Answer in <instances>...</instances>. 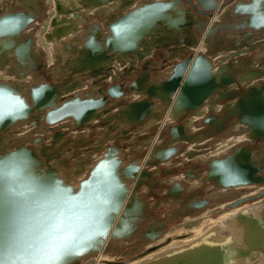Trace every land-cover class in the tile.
Listing matches in <instances>:
<instances>
[{
	"label": "water",
	"instance_id": "1",
	"mask_svg": "<svg viewBox=\"0 0 264 264\" xmlns=\"http://www.w3.org/2000/svg\"><path fill=\"white\" fill-rule=\"evenodd\" d=\"M195 2L196 4L188 0V4H185L183 0H149L131 11L124 12V15L114 22L110 21L106 25L105 33L98 37V42L94 41V35L91 33L90 38L82 45L83 50L75 55L71 78L86 76L88 80H93L94 91H81L85 84L68 86L70 76L66 85L43 82L22 93L0 84V138L4 134L0 141L3 143L7 141V145L0 148V191L6 194L13 190L29 188L40 191L43 194L41 205L62 210L61 230L64 234H71L70 246L66 253L58 260L50 259L46 229L40 228L35 220L22 222L9 205L8 212L0 220L2 229L0 264L83 263L101 252L106 239L110 238L116 242L128 238L129 229L141 221L140 217L144 215L145 208H148L146 202L136 195L127 196L131 190L128 189V185L132 182L134 186H141L143 178L146 182L150 180L147 179L150 176L146 169L135 157L131 156L123 162L124 157L119 155V147L110 144L91 166L81 167L80 171L69 176L67 173L69 171L62 170V167H65V158L58 163L51 162L49 149L43 143L45 140L43 137L33 139L34 144L40 145L38 149L34 145H26L24 141L19 143L15 134L17 132L22 134L26 125L19 128L16 133L11 129L22 122L33 118L36 121L33 122V127L41 125L48 131H54V127L60 126V130H55L53 135L52 143L55 144L62 133V126H65L68 120L72 129H78L101 119L102 115L113 110L116 118L112 119L130 125L134 123L133 126H136L135 123L138 124L147 115L154 116L161 106L165 108L171 106L169 117L182 121L183 118L195 113L200 118L205 114L203 107L207 101L214 98L218 102L233 100L222 108L223 117L235 118L237 123L246 126L247 139L254 143L260 139L264 144V70L254 73L252 78L249 75L241 76L238 87L234 76L226 75V68L220 66L214 68L210 59L202 54L185 56L184 53L177 62L174 61L175 55L169 56L171 63L174 62L175 65L171 67L166 80L161 83L146 87L145 82L151 77L150 73H140V76L131 81V74L134 72L128 71H124L122 79L129 83L121 84L119 82L121 80L116 81L117 79L110 82L113 79L109 78L110 70L117 69L118 66L141 64L142 69H145V66L150 64L155 50L168 45L161 43L167 40L164 36L170 37L167 42L172 41L189 48L197 45V37L204 31L203 43L206 46L209 36L215 34L218 27L216 23L209 25L208 18L216 11L220 12L221 5L219 0ZM126 6L128 5L125 4L124 7ZM222 6L225 7L224 4ZM229 11L228 14L235 20L232 27L237 31H246L240 35L244 40L243 45L237 44L232 48L236 51L242 50L237 52L235 57L264 49L262 44L264 39L257 45H253L252 42L255 34L264 35V0H250L246 5L236 3ZM179 19L182 24L174 26ZM35 21L32 12L29 11L27 14L22 12L7 15L4 23L0 25V35L18 37ZM225 27L226 25H222L223 29ZM60 29L62 28H58L57 31ZM71 30L73 33L78 31L74 27L61 31L68 34ZM141 41L144 43L141 44ZM28 45L29 43L23 50L21 47L14 50V55L23 66L33 68L35 64L29 59ZM238 47L240 49H237ZM5 49L9 51V47ZM241 65H234L231 69L232 74ZM249 79H252V82H247ZM233 84L243 90L241 94L238 93V89L232 87ZM75 89L80 90L81 94L75 93ZM127 89L129 93L141 94L147 98L135 99V102L118 111L117 105L123 100ZM150 99H156L161 105L156 106ZM210 120H213V117L204 120L205 124ZM221 124L222 121L216 123V129H219ZM165 129H168L172 145H166L170 147H164L161 151H156V146L147 149L145 166H158V163L162 164L172 159L179 150L177 144L174 145L172 141L176 142L185 133L183 124L176 127L167 126ZM191 140L187 138L182 141L188 144ZM251 153L250 147H238L224 159H214L207 165L206 181L228 190L247 184H264V170L260 167L262 156L254 155L258 164L255 166L254 161L249 160ZM76 154L72 152V155L77 157ZM153 158L155 161H152ZM256 172H259L260 176L257 177ZM147 183L152 186L151 181ZM172 187L176 191L174 190L175 193L171 191L169 196L177 198L181 187L176 182ZM242 201L237 202V205ZM202 203L206 204V201ZM158 205L156 203L152 209L156 210ZM159 226L165 227L166 224L162 222ZM151 239L155 241L154 238ZM130 253H135V250L125 255Z\"/></svg>",
	"mask_w": 264,
	"mask_h": 264
},
{
	"label": "rangeland",
	"instance_id": "2",
	"mask_svg": "<svg viewBox=\"0 0 264 264\" xmlns=\"http://www.w3.org/2000/svg\"><path fill=\"white\" fill-rule=\"evenodd\" d=\"M42 1L45 3V9L44 10H47V12L44 11V10H43L44 12H40V9H37L36 10L37 7H35V9L30 8V6L32 5L33 2L31 3L30 6H28V4H30V3L25 4V2H24V4H23V6H25V10L28 7V8L31 9V11H33V15H38V18L35 21V23H38L39 27L42 26L43 19H47V18L49 19V17L51 16V14L48 12L49 9L50 10H53L52 13L53 14L55 13V16H61V13L57 11V6L55 5V3H56L55 0H42ZM59 1H61V0H59ZM147 1H149V0H142V1L141 0H118L117 2H113L112 3L114 5V8H110L112 4L107 3V4H104V9H102V10H109V11L112 10V11H114L116 8H118L119 11H122V10H120V8L122 7V9H125L124 12L126 13L128 11L133 10L135 7H139L140 5L144 4ZM156 1H167V0H156ZM191 1L194 4H196L195 0H191ZM223 1L224 0H219V2L221 4L220 11H221L222 18L225 16L224 14L230 13V11L228 9V6L233 5V3L237 2V0H225L224 2ZM6 2H9V0H5V1L4 0H0V3H3L2 6L0 4V10L3 9V5H6ZM48 3L50 5L49 8H48V5H47ZM60 3H62V2H60ZM183 3L188 4V0H183ZM125 4H127L128 6L124 7ZM223 4H224L225 7L222 6ZM54 5H55V7H54ZM127 7H129V8H127ZM224 11H226L227 13L224 12ZM40 13H42V14H40ZM76 13H77V16H78V14L80 16V12L74 11V13H72V14H76ZM96 13H99V10L96 11L95 13H93V14H90V15L87 14V15H85L86 18H84V20L87 23L85 21H83V23L85 22V25H86V24H89V23L93 22V21H91L92 19H98L99 21L103 22L104 28H105L104 32H105L106 31V25L110 22V17L108 16L110 14V12L108 14H105V15L104 14L103 15H98ZM39 14L40 15H43L44 14L46 16L43 17V16H40ZM214 15H215V13H213V16L212 17L208 18L209 19L207 21L208 24H210V22H211L212 18L214 17ZM230 18H232L231 15H230ZM216 24H218V27L216 28V33L217 32L218 33L217 34L215 33L216 35L213 34V35H210L209 36L208 44H210V38L212 36L215 37L217 40H223V39L226 38L225 32L228 29L227 28H224V29L222 28V20L220 21V23L217 22ZM224 25H226V24H224ZM29 28L27 27L26 30H29ZM41 29H43V26H42ZM52 29H53L52 25L49 26V29L47 30L48 32H46L45 34L43 33L42 34V38H44L45 42H47V43L49 42V43L53 44V42H55L56 45H58V43H61L62 42L61 40L59 42H57L55 39H52V38L49 37V33H50V31ZM26 30H25V32H26ZM89 30L90 31H89V34L88 35H90L91 33L94 32L93 31V27H90ZM36 31L37 30H34V33L33 34H35ZM149 31H151V30H149ZM164 37L167 40L170 38V37H167V36H164ZM0 38L3 39V38H7V37H0ZM203 38H204V31L201 32V35H199L197 37V45L199 44L200 41H203ZM167 40H164L165 42H161V43L163 45L164 44H168V45L166 47H161L160 46L159 48H157L155 50L153 56L150 59L151 64L149 65V67H150L151 70L149 71V73L151 74V77H149V79L146 81V82L149 81V83L146 84V87H148L149 85H154L156 83H161L163 80H165V78L167 77V74L170 72L171 67H173L175 65L174 62H173V64L171 63L172 61L169 58L170 55H174L175 53H179L180 55H184L182 52H180L179 50H177L178 47H182V46H180L179 44H176V43L167 42ZM16 42H17V40H16ZM208 44H206V46H205V48H207V49L202 53L203 56L207 55V53L210 52V49L208 48ZM262 44H264V43H262ZM194 48L196 49V45L194 47L191 46L189 48L188 47L184 48V50L188 49L187 52L185 53V56L186 55H192L193 52H194ZM232 48L227 51V53L228 52H230V53L226 54L225 57H224V58H228L227 59V62L224 63V64H226V66H229V69L230 70L232 69V67L235 64H244L245 65V63L248 62L249 65H253L254 62H256L257 60L258 61L260 60V58L257 57V56H255V55H256L257 51H259L261 49L256 50V51H253L250 54L237 55L235 57V54L237 52L242 51V50H237L236 51V50H234ZM9 49L14 50V47L13 46L12 47L10 46ZM237 49H240V47H238ZM47 54L48 53L44 50V57H43L44 59L42 60V64H41V66L43 65V67H45L46 64L50 63L49 60H48V58H49L48 56L49 55H47ZM180 55L178 56V55L175 54L176 58H175L174 61H176V62L179 61L182 58V57L180 58ZM220 57H222V56H220ZM54 58H56V57H54ZM246 59H249L250 61L249 60H246ZM261 59H262V57H261ZM216 61H217L216 59H215V61H213V63H215L214 64V68H217V67H219V65H221L220 62H219V65H218V63H217L218 61L217 62ZM59 62H60L59 63V68L55 72H54V70L53 71L52 70H49V73L46 74V75H48V78L47 77L46 78L41 77V80H42L41 82L49 83V84H57V85H61V86L67 84V82H68V76H66L65 74H67V73L69 74L70 73L69 75H71V71H65L64 70L65 71V74H64V71H61L62 68H63L62 63H61V61H59ZM38 66L39 65H36L33 68H30V66L29 67L23 66L24 69L27 68V69L24 70L26 74L24 73L23 77L28 76V75L30 76V74H29L30 71H33L34 70L33 71L34 74H35L36 71L37 72L40 71V67L41 66H39V68H38ZM129 67H133V68H129ZM221 67L222 66H220V68ZM120 68H122V69H120V73H122L120 76L119 75H115L116 77H114V75L112 74V72L114 70H116V68H114V69H111L110 70V73H109L110 76H109V78L112 77V78H114V80L117 79L116 81H119V77H120V79H122L123 78V75L125 74V72L128 71V72H134V73L131 74V78L130 79H132V77L134 78V76L135 77L140 76V73H142L144 71L142 69L143 66L140 65V64H137L135 66H130V65H126L125 64L124 67H121L120 66ZM136 68H138V69L136 70ZM3 70L4 69L2 68V66H0V71H3ZM129 70H131V71H129ZM242 70H244V69H242V68L239 67V69L235 70L234 74L231 73V77L234 76L235 81L237 83L240 82L239 81L241 79V74L240 73H241ZM161 72L167 73L165 76H162L164 79H160L161 78L160 77V75H161L160 73ZM115 73L117 74L116 71H115ZM254 73H260V71H256ZM35 76H36V74H35ZM54 78H56V79H54ZM62 78H63V80H62ZM69 78L71 80L75 81L74 78L73 79L71 78V76ZM18 79L20 81L19 80H16V84L18 86L19 85H22V91H21V93L22 92H25V91L27 92L29 90L30 85H27L26 86V84H24V79L22 77H19ZM30 79L32 80V77ZM64 79H65V83H64ZM76 79L78 81V83H77L78 85L79 84H85V88L83 90H81V91H88V90L94 91L93 90L94 89V87H93L94 86L93 85V80H91V79L88 80L86 76L85 77L81 76L79 78L77 77ZM8 80H10V79H8ZM71 80H69V81H71ZM33 81L34 80L31 81V84L33 83ZM111 81L112 80H110V82ZM131 81H133V80H131ZM0 82H1V80H0ZM119 82L121 84L129 83V82H125L124 80H121ZM235 86L236 87H234V89H236V90L238 89V93L241 94L243 90L240 89V88H238L239 87V83H238V87H237V85H235ZM79 91L80 90H78V89H75L74 90L75 93L81 94ZM239 94L236 97H239ZM140 96L141 97H138V95L137 96L136 95L134 96L132 93H129V91L127 89V91H126V93L124 95L123 100H121V102L117 105L118 111L121 110L122 107L128 106L129 103H131V102H135L136 100H139L141 98H147L145 96H142L141 94H140ZM224 102L225 101H223V102L220 101L217 104L222 105ZM212 103H215V102H212ZM155 105L156 106H159L157 104V101L155 102ZM113 113H114V111L111 110V112H109L108 114L102 115L103 117L101 119L92 121L90 124L85 125L83 127H79L78 129H72L71 126H70L71 123H68L65 126H62L63 127V130H61L62 133L60 132L61 135L57 138L55 144L52 143L53 135H54L55 130H60L59 129L60 126L54 127V129H53L54 131H48V130H46V128L42 127L41 125H39L37 127H33V125H32L33 122H36L35 120H33V118L32 119H29L28 121H26L24 123L23 122L21 123V125L22 124H25L26 125V126L24 125L25 127H23V133L22 134H19V132H17V130L19 129L18 126H20V124H18L17 127L11 129V131L17 129L16 130L17 133L15 131H14V133H16L15 135L18 136L17 139H19V143H22L24 141L26 143V145H34V146H36L37 149L40 147V145L34 144L33 143V139L38 138V137H40V138L43 137L45 139L43 141V143L49 149L48 150V153L50 154V157H51L50 160H51V162L58 163L59 161H63V159L65 158V167H62V170H65V171L66 170L69 171L68 169H70V167L73 164L75 166L79 167V169L81 167L82 168H86L88 166H91V164L96 159H99L101 157V155L105 151V148L107 147V145H110V144L111 145L114 144V145H117L119 147V150H120V154L119 155L124 157L123 158V162L127 161L131 156H133V157H135L139 161V164H142V159L146 156L147 149H150V147H149L150 146V143L152 142L153 137L158 132L157 125L159 124V122H160L161 119L160 118L159 119L157 118L154 121V123H152L153 126L152 125L149 126V128L147 130V132L150 131V135H149V138L150 139H148L149 141H147V143L149 144V146L146 145V147L148 146V148H144L143 147V148H141L139 150H137V149L136 150H130L128 148L130 146H132V144L131 143H129V144L128 143H125L124 141L130 140L129 138H131V137H135V132H136L135 129H136V127L142 126L144 123L143 122H140L138 124H135L136 126H133L134 124L130 125L128 123L127 124L126 123H121L120 121H117L116 119H109L108 117L114 115ZM161 113H162V110L161 111L159 110V116H161ZM209 114H215L216 116H218L220 118L223 117V113L221 112V108L219 109V111H212V110H210V111H208V114L207 115H209ZM207 115L206 116H202L201 119L198 120V126L195 127V128L198 129V130H200L199 133L206 134L204 137H202L201 139H199V142L200 141H204V140H210V141L207 142V143H202L201 146H199V147H201V149L199 151H197L198 152L197 154L195 152L194 155L192 156V158H187L186 155H184L183 158L185 159V161H183L182 159L177 160V162H176L177 164L176 165H178V164H180V165L175 166V169L173 170V173H171V174L168 173V175H167V173H165L166 174L165 175L164 172H161L160 174L158 173L159 170H162L163 169V168H161L163 166L156 167V166L147 165V167L145 168L146 171H148L151 174L150 178H147V179H151V180L152 179H157V180L158 179H161V181H163V184H161V182L158 180V183H160L161 185L159 187H152V186H148V183L145 182L144 184L148 187V189H147L148 191H146L145 186H144V188H145L146 193H143V192H141L139 190L137 191V194L136 195L137 196H140L141 197L140 199H143L144 198V200L148 202V205L151 208L150 210H149V208H147V209L145 208V212H148V214L145 216V220L142 219L140 221V223L138 222V224L140 225V230H142L145 226H148L149 224H152L153 222H154V224L155 223H162L163 222V223L166 224V226L164 228V231L162 232L163 233L162 236H160L157 240L151 241V242H147V241H144L143 240L141 243H143L144 245L142 247H139V249L138 250H135V253H133V255L134 254H139V255H137L135 257L133 255L132 256H126V257H124L122 253L117 254L116 252L119 251V248L118 249H115V250H112V249L107 250L108 252L106 251L105 254H108V255H110V257H113L116 262H119L120 264H126V263H128V261H131L133 259H137L142 254L145 255V254L151 253L155 249L154 246L156 245L157 241L161 240L163 238V236L169 235L170 233H172V231L178 230L179 228H181L184 225V222H185L186 219H191V220L198 219V218H200V216H201V218L204 219V218H206V217H204L206 215L207 216H210L212 218H216V217H218L217 214H219L218 213L219 211L212 212L213 210L217 209V208H214V207H218L219 206L220 208L222 207V209H223V207H224L223 205H226L228 202H230V201H227L224 198L223 195H221L219 199L215 200V197L216 196L213 195L215 192H213L214 190H212L214 183L211 182V181H205V180L201 181V179H203V178L201 177L200 174H203L204 168H206V170L208 171V169H207L208 162H205V159H203L204 161L202 162V159H200L201 155L203 156L206 153L208 154L210 152V150L212 149V147L214 146V144L219 139H226V138H229L230 137V136L228 137L229 134L219 133L220 131H218V135L217 136L210 135L209 133L211 132V129L213 127H216V126L215 125L214 126L213 125H207V124L204 123V120L210 119V117L207 116ZM189 118L190 117L183 118L186 121L188 120V124L187 125H190ZM232 119L235 120V118H232ZM68 121H70V120H68ZM227 121L229 122L231 120L228 119ZM182 123H184V122H182ZM227 124H228L227 122L224 123V125H227ZM184 125H185V123H184ZM230 126H232V125H230ZM139 129H140V127H139ZM36 130H44L45 132L44 133H41V132H39V133L38 132L29 133V131H36ZM164 130H165V134L166 133L169 134L168 129H164ZM72 131L73 132H78V133L74 135V134H72L73 133ZM222 131H224V129ZM244 131H246V128H245ZM27 132L29 134L25 135ZM114 132H117V133H120L121 132V133H124L125 135L128 134V137H126L125 139H120V140H117L115 142L114 141L112 142L111 139H112V134L114 136ZM199 133H197V134H199ZM239 134H242V133H239ZM23 135H25V136H23ZM96 135H98V137ZM3 136H4V134H3ZM3 136L0 138V140L3 138ZM92 136H94V137L96 136L95 139L97 141L95 143H92L93 141H88L86 139V138L92 137ZM232 136H235V135H232ZM213 138H214V140H212ZM92 139H93V137H92ZM256 141H258V142H256V143H254V142L253 143L242 142L241 143L242 146H236L235 148L243 147V145H245V147H250L252 149V153L253 154L259 155V156L262 155L261 160H260V163H261L260 164V167L264 170V153H263L262 150H260L261 148H259V147H264V146H259V144H261L260 140H256ZM133 142H135V140H133ZM195 142H197V140H195ZM199 142H197V144H199ZM1 143H3V141H0V148H2L3 146L5 147L7 145V141H5L3 144H1ZM105 143H106V145L104 147H102V144H105ZM78 144H81V145H84L85 146V149L84 150H86V151L80 149L82 151V154L84 156V159L80 160L79 162L78 161L77 162L76 161H74V162L72 161V163H71V159H74V158L79 157V156L76 157V156H73L72 155V152L77 153L76 152L77 149L74 150L73 147L74 146H77ZM92 144H94L95 147H93ZM178 145L179 144H177V146ZM96 146L97 147L100 146L99 151H97L95 149ZM187 147H188V145L185 144L184 142L180 143V148L177 151L176 155L179 152H181V150L186 149ZM57 152H59V154H56ZM232 153L233 152L227 153L223 158H225L228 154H232ZM57 155H59V156H57ZM223 158H218V159H223ZM200 160H201V162H200ZM152 161H155V159L153 158ZM181 164L185 165V169L188 166L193 165V168L196 169V171L198 172V175L195 176V177H193V178H191V180H190L191 182L189 181V183H186V182L182 181L181 183L183 184V188L181 189L180 193L178 194L179 196L177 198H171V196H169L168 191L170 190V188L172 187V185L175 182L179 184V181L176 180L173 183H167V180H169L170 178H173V177L176 178V176L181 175L180 172H178V170L181 169V167H182ZM154 167H156V168H154ZM190 167L192 169V166H190ZM150 169L155 170L157 172V174L156 175H153L154 172L151 171ZM184 172H186L185 174H187L188 170H185ZM67 173H68L69 176H72L73 173H74V171L67 172ZM185 178H189V177H186L185 176ZM183 180H185V179H183ZM198 180H200V182H198ZM199 183H201L200 186H198ZM156 184H157V182H156ZM192 185H194V186H192ZM207 188H208V190H207ZM163 189L164 190L166 189V192H165L166 193V197L168 199H171L173 202L170 205L165 206L163 209H158L157 208L156 210H154V209H152V207L155 206V204H156V202L158 200L160 202V199L163 197L160 194V192H162ZM158 190H160V192ZM240 191H243L244 192L245 190H244V188H241ZM238 196H240V195H238ZM260 198H264V193L262 195H259L258 198H255V199H252V200H245L243 203H241L240 205H237L235 207H239V206H241V205H243L245 203L251 204V203H253L254 201H256V200H258ZM202 201H206L207 204L202 203ZM190 202H195V203H199V204L202 203L203 205L202 204L201 205L203 207H200L199 209H193L189 205ZM172 211H175L173 213H177L176 214L177 217L175 218V220H172V217L169 216L170 215V212H172ZM136 232L138 234H140V231L138 229L136 230ZM132 240H133V243L136 240H138L137 236L136 235H132L131 236V241ZM113 244H111V245H113ZM152 248H154V249H152ZM126 254H127V252H126ZM171 254H173V252L170 253V254H168V255H171ZM130 255H131V253H130ZM95 258H96V255L93 256V257H91V258H89L83 264H94V259Z\"/></svg>",
	"mask_w": 264,
	"mask_h": 264
},
{
	"label": "bare ground",
	"instance_id": "3",
	"mask_svg": "<svg viewBox=\"0 0 264 264\" xmlns=\"http://www.w3.org/2000/svg\"><path fill=\"white\" fill-rule=\"evenodd\" d=\"M28 1L30 3L33 2V0H25L24 1L25 4H28ZM87 1L88 0H69V3L67 5L65 4L66 6L62 5L63 3H61V7L69 8V9L65 8L66 10H68V12L67 11L66 12L60 11L61 16H55V13L54 14L52 13L53 10L49 9L51 11L50 12L51 16L49 17L50 20L48 19V21L43 25V29H41V31H40L41 34H39V35H41L40 36V38H41L40 42L42 43V47L44 48V50L47 53L49 52L48 53L49 62H51V60H52V55H51L50 51H53V47H52L51 43L45 42L44 38H42V34L43 33L45 34L46 32H48L47 30L49 29V26L52 25L53 29L50 31L49 37L52 39H55L57 42H59L60 40L62 41L63 38H65L67 36V34H65V32L61 31L63 28L58 30V31H57V29L61 28L58 26H63V24L65 23V21H66L65 16H68L69 14L71 15L72 13H74V11H78L81 13L84 12L86 15L88 12L90 14H93L98 10L104 9V4H107L105 2L104 3L102 2V4L100 2H98L96 4H89L90 3L89 1H88L89 5H83L82 4V2H87ZM65 2H67V1L65 0ZM0 4L2 5L3 3H0ZM7 5H8V2H6V5H4V6L6 7ZM55 5H56V3H55ZM55 5H54V7H55ZM219 5H221L220 2H219ZM110 8H114V5L112 4ZM220 9H221V7H220ZM226 11H224V12H226ZM76 15H77V13H76ZM78 18L80 19L79 14H78ZM67 19H68V17H67ZM222 19L223 18L221 16V11L220 12L216 11V13H215L214 17L212 18L210 24H212V23L215 24L217 22L220 23V21ZM83 21H85V20H83ZM181 24H182V21L179 19V20H177V22L174 26L178 27ZM76 26H77V24H76ZM55 31H57V32H55ZM78 31L80 32L81 28H79ZM15 40H16L15 37L7 36V40L5 42L6 47H10V46L12 47L14 45V43H16ZM67 40H68V37H67ZM139 43H140V41H139ZM143 43L144 42L141 41V44H143ZM170 43H174V42H170ZM139 46H141V45L139 44ZM184 48H186V47H184V46L178 47L177 50L183 51ZM204 48H205V46H204L203 41H200L199 44L196 45V49L194 48V52H193L192 56H195L196 54H202L207 49V48H205V49ZM182 53L184 54L186 52H182ZM175 54L178 56L180 55L179 53H175ZM54 57L55 56H53V59H54ZM181 57H183V55H180V58ZM149 62L151 64V61H149ZM49 65H50V63H49ZM149 65L145 66V69H143L144 71L142 70L143 71L142 73H144V74L149 73V71L151 70ZM38 68H39V66H38ZM120 69H122V68H120V66H118L117 69L112 72L114 77H116L115 75L120 76L122 74V73H120ZM64 70L65 69H63L61 71H64ZM115 71L117 72V74L115 73ZM64 74H65V71H64ZM69 74L67 73L65 75L71 76ZM160 74H161L160 79H164L162 76H165L167 73L161 72ZM168 75H169V73L167 74V76ZM5 77H6V79H5ZM7 77H10V76L6 75V74H0L1 79L8 80ZM31 77L30 76L28 78H27V76L22 77L24 79V84H26V86L31 82V79H30ZM166 78H165V80H166ZM62 80H63V78H62ZM74 80L76 83H78V81L75 77H74ZM113 80H114V78L112 79L111 82H113ZM165 80H163V81H165ZM247 82H252V79H249ZM232 87L234 88L236 86L233 84ZM215 97H217V96H215ZM235 99L237 100V97ZM151 101H154V103H155L157 100L153 99ZM212 102H215L216 104L212 103ZM227 102L231 103V102H233V100L227 101ZM227 102L225 101L222 105H220V104H217L218 101L214 100V98L211 101L208 100L207 104L203 107L205 115H202V116H206L208 114V111H210V110L219 111V109L221 108V111H222V108L226 104H228ZM157 104L159 106L161 105V103L159 101ZM161 110H162V112H165V113H162L161 116H159V110H158L154 116H152L151 114L147 115L145 119L140 121V122H145L146 128L144 130L147 131L149 126L152 125V123H154V121L157 118L161 119L159 124L157 125L158 132L153 137L152 142L150 143V146L147 143V141L141 140L140 144L142 143L143 147L148 145L150 147V149L153 148L154 146H156L157 148H160V146L162 147L164 144L166 146L170 142L167 139L162 145L157 146L158 143L160 144V142H162V140H161L162 138H168V136H169L168 133L165 134L164 129L167 126H170V127L174 126V125H172L171 122L176 121V119L172 120L169 117L170 111H171V106H169L167 108L161 106L160 111ZM113 117L116 118L115 114L112 116H109L108 118L112 119ZM187 117H190L189 123L192 126V128L196 129L195 127L198 126V120H200L201 117L200 118L197 117L196 113L191 114L190 116H187ZM228 119H230L231 121L233 120L232 118H228ZM228 119L222 117L221 118L222 125H224V123H226V122L228 123V121H227ZM182 120H184V119H182ZM184 123L188 124V120L187 121L184 120ZM236 123H237V121H236ZM131 124H134V123H131ZM24 125L25 124H22V125L18 126V128H21ZM207 125H210V122L207 123ZM238 125H236V126H238ZM139 127L141 128V126H138L135 129V131L137 132V133L135 132V138H138L140 140L142 135H139V134H141ZM216 128L217 127H213L209 134L212 136H214V135L217 136L218 131L220 130V132H221L223 130V129H221V127L219 129H216ZM16 130H15V132H16ZM32 132L44 133L45 131L44 130L29 131V133H32ZM245 132L246 131H244L242 134H238L235 136L231 135L229 138H226V139H219L214 144V146L212 147L210 152L208 154L207 153L204 154L203 156L201 155L200 159H202V162L204 161L203 159H205V162H208L210 164L214 159L223 158L227 153L233 152L234 149H237V148H235L236 146H242L241 145L242 142L253 143L254 141L246 138V136L244 135ZM29 133L27 132L25 135H27ZM25 135H23V136H25ZM15 137L18 138L17 135H15ZM190 139H194V141L189 142L193 146H191L192 148H188V150L186 149V153H189L190 155L191 154L194 155V152H196V154H197L198 153L197 151H199L201 149V147H199L200 144H197V142H195V139H196L195 137H193V138L191 137ZM212 140H214V138ZM258 140H260V139H258ZM260 142H261V144H259V146H264V144H262L261 140H260ZM243 147H245V145H243ZM245 148H248V147H245ZM259 148H261L260 150H262L264 153V147H259ZM189 154H187V155H189ZM187 155H186V157H187ZM146 159H147V155L142 159L141 166L143 168L147 167V165L145 166ZM200 162H201V160H200ZM162 165H164V164H162ZM162 165L158 163V166H156V167H161ZM156 167H154V168H156ZM150 170L153 171L152 169H150ZM146 172L149 173L148 171H146ZM153 172L157 173L156 171H153ZM196 175L197 174L193 173V176H191V177H195ZM200 175H202V174H200ZM81 176H82V174H81ZM79 178H81V177H79ZM152 180H155V179H152ZM152 180L151 179L147 180V182L151 181L152 187H154L155 182H153ZM184 181H186V180H184ZM142 182L144 184V182H146V179L143 178ZM200 184L201 183H199L198 186H200ZM144 186L146 188V191H148L147 190L148 187L145 184H144ZM144 186L141 188L143 190L141 192L145 193L146 191H145ZM192 186H194V185H192ZM215 187L216 186L214 185L213 188L216 191H213V192H216V193H214L213 195L216 197L224 195V194H226L227 197H230V195L234 194L233 192H236L235 190L239 189V188L240 189L244 188L245 191L244 192L239 191V193L242 196L240 198H237L238 199V200L236 199L237 201L234 200V203H233V201H230L226 205H223L224 206L223 208H225L223 211H222V207L220 208L218 206L217 211H221L219 214H217L218 217L212 218V217L206 215V216H204V217H206L204 219L201 218V216L198 219H193V220L186 219L184 222V225L181 228H179L178 230L172 231V233H170L169 235L163 236V238L161 240L157 241V243L155 242L156 243V245L154 246L155 249L152 248L154 250L151 253L145 254L143 256L138 257L137 259H133L131 261H128V263H126V262L125 263L126 264H264V198H260L251 204L245 203L239 207H232V205L235 206V204L239 201L243 200L242 202H244L245 200H252V199L258 198V196L261 195L262 192H264V184H249V185L247 184L246 186H241V187H237V188H230L229 190L224 189V188H219V187L215 188ZM128 189H131L127 193L128 197H130V195L137 194V191L139 190V189L135 188L133 183H131V186H130V188L128 187ZM207 190H208V188H207ZM229 192H230V194H228ZM141 200L145 201L144 198ZM145 202H146L148 208L151 209L150 206L148 205V202L147 201H145ZM168 202L172 203L173 201L171 199H169ZM240 204H238V205H240ZM215 208H217V207H215ZM173 212H175V211H173ZM175 218H172V220H175ZM136 225H138V224H136ZM113 243L114 242H112L110 240V238L106 239V241L103 244V248H102L101 252L99 254H97L96 258L94 259V264H120L119 262H116L113 257H110V255H108V254H105V252L107 250L111 249V246H112L111 244H113ZM122 243L123 242H121V244H120V242L114 243V244H118L119 247H114L112 249L115 250V249L120 248V245H122ZM172 252H173V254L168 255ZM175 260L178 262H175Z\"/></svg>",
	"mask_w": 264,
	"mask_h": 264
},
{
	"label": "crops",
	"instance_id": "4",
	"mask_svg": "<svg viewBox=\"0 0 264 264\" xmlns=\"http://www.w3.org/2000/svg\"><path fill=\"white\" fill-rule=\"evenodd\" d=\"M62 1H63V5H65V4L67 5L69 3V0H66L67 2H65V0H62ZM249 1L250 0H237V2L233 3V5H235L236 3L237 4L246 5V4H248ZM47 5H48V8H49V4H47ZM233 5L228 6V9L230 10ZM65 8H67V7H65ZM65 8L62 7V10L65 11V12L66 11L68 12V10H66ZM127 8H129V7H127ZM8 9H9V2H8V5L6 7L3 5V9L0 10V13L7 12ZM37 9L38 8H36V10ZM67 9H69V8H67ZM120 10H122V11H119L118 8H116L114 11H112V10H110V11L109 10H99V13H96V14H98V15H103L104 14L105 15V14H108L110 12V14L108 16L110 17V21L111 22H114L115 20L118 19V17H120L121 15H124V10L125 9H122V7H121ZM46 12H47V10H46ZM48 12L50 13L51 11L48 10ZM76 12H78V11H76ZM87 14L90 15V13H87ZM85 15L86 14L84 12H82V13L80 12V19H78V18H74V14H72V15L69 14L68 16H65L67 22L65 21V23L63 24V26H58V27H61V28L65 29V31L68 28L70 29L71 27H74L76 29L81 28V31L80 32L78 31L76 34L75 33H72L73 32L72 30L71 31H68L67 36L65 38H63V40H62L61 43H58V45H56V43L53 42V44H52L53 51H50V53L52 55V60L50 62V65L51 66L49 65V63L46 64L45 67L41 66L42 60L44 59L43 58L44 57V48L42 47V43L40 42L41 41V38H40L41 35H39V34H41L40 31H41L42 26L48 21V18L47 19H43L42 26L39 27L38 23H34L29 28V30H26V32H24L23 34L20 35L21 40H17V42L14 43V45H13L14 50L18 49L20 46H22L24 44L25 41H23L24 40L23 37H25L29 33V31H30L31 36H30L29 45H28V49H29L28 50V52H29V59H31L34 62L35 66L36 65L41 66L40 67L41 68L40 71H38V72L36 71L35 72L36 76L33 73V71H30V73H29L30 74V77L32 76V80H34V81H33L32 84H31V82L28 84V85H30L29 89L31 87H36V86L40 85L41 83H43V82H41L42 81L41 80V77H43V78H46L47 77L48 78V75H46V74L49 73V70H52V71L54 70V72H55L59 68V63H60L59 61H61L62 66L64 67V68H62V70L65 69V71H71V67L74 66L73 65V62H75V60H76L75 55L78 52H80V51L83 50V48H82L83 46L82 45L85 44L87 42V40H88V36H89L88 34H89V31H90L89 30L90 27H93V31H94L93 32V35H94L93 37L95 39L94 41L95 42H98L99 41V38L98 37H101V35H103L105 33L104 32L105 28H104L103 22L99 21L98 19H92L91 21H93V22L85 25V23L82 22L84 20V18H85ZM67 17H68V19H67ZM76 24H77V26H76ZM224 24H226V27L225 28L228 29L225 32L226 38L223 39V40H217L215 37L212 36L210 38V44H208V48L210 49V52H208L207 55H205V56L207 58H209L212 63H213V61H215V59L218 61L221 58L218 62L217 61L216 62L218 63V65H219V62H220L221 65H219V66H222V67L226 68L227 69L226 75L228 77H231L232 70L229 69V66H226V64H224V63L227 62V59L228 58H224V57H225L226 54L230 53V52L227 53V51L229 49H231L233 46H235L237 44L243 45L244 40L241 38L240 35L243 34L246 31L243 32V31H237V30H235L232 27V24H235V20H233L232 18H230V15L229 14L227 16H224L223 17V19H222V25H224ZM229 24L231 25V27H229ZM34 30H37L35 32V34H33L34 33ZM255 35H256V37H254L252 39L253 45H257L258 43H261V41H262L261 39H264V37L261 38L264 35H262V36H259V34H255ZM67 37H68V40H67ZM6 40H7V38H3V39L0 38V66H2V68L4 69L3 71H0V74L10 75V77H7V79H10V80H3V79L0 78V80H1L0 84L5 85V86H8V87H10V89H12V90L17 91V92L20 93V91H22V85H19L18 86L16 84V80H19L18 79L19 76L20 77H23V75L25 73L24 70L27 69V68L24 69V67L18 62L17 58L14 55V50L9 49V51H8V50L5 49V47H6V43H5ZM53 56H55L56 58L53 59ZM220 56H222V57H220ZM255 56L259 57L260 60L259 61L257 60L256 62H254L253 65H249L248 62H246L245 65L242 64L240 66V68L244 69L240 73L241 76H247V75H249L250 77H253L255 71H257V70H259V71L264 70V49H261V50L257 51V53H256ZM261 57H262V59H261ZM247 60H249V59H247ZM213 64H215V63H213ZM28 77H29V75L27 76V78ZM136 78L137 77L134 76V78L132 77L131 80L134 81ZM5 79H6V77H5ZM119 80H123V79H120V77H119ZM148 83H149V81L146 82V84H148ZM133 95L135 96V94H133ZM138 97H141V96L138 95ZM153 110H155V107L153 108ZM162 113H165V112H162ZM208 116L210 118L213 117V120H210V125H213L214 126L216 123H219L221 121V118L218 117V116H216L215 114H209ZM233 121H234V119L232 121H229L227 125H222L221 124L220 127H221V129L223 128L224 131L219 132V133L229 134L228 137L231 136V135H238L239 133H243L244 130H245V128H246V126H244V125H242L240 123H236L237 120L234 121V122ZM181 122H184V120H182L180 122L179 121L178 122L177 121H172L171 122L172 125H174V126H171V127L182 126V124H183V127L185 128V133L182 134L181 137H179V140L176 141V142L175 141H172L174 145L175 144L182 143V142H184L182 140H186L187 138L190 139L191 137L193 138L194 136L196 138L195 140H197V142H199V139H201L202 137H204L206 135V134L199 133L200 130L192 128L191 125H187V124L184 125V123L181 124ZM68 123H70V121H67V124ZM230 125H232V126H230ZM236 125H238V126H236ZM145 128H146V124H144L140 128V133L141 134H139V135H142L140 140L138 138L131 137V138H129L130 140L124 141L125 143H128V144L131 143L132 144V146H130L128 149H130V150H136V149L139 150V149L143 148L142 143L140 144L141 140L149 141L148 139H150L149 138L150 131L149 132L145 131L144 130ZM77 133L78 132H73L72 134L75 135ZM197 133H199V134H197ZM244 135H245V133H244ZM96 136L98 137V135H96ZM127 136H128V134L125 135L124 133H121V132L120 133L114 132V136L112 134L111 141L112 142L113 141L115 142V141L120 140V139H125ZM92 137H93V139H92ZM92 137H88L86 139L88 141H93L92 143H95L97 140L95 139L94 136H92ZM167 139L170 141L169 136H168V138H162L161 139L162 142H160V144L158 143L157 146L162 145ZM133 140H135V142H133ZM192 141H194V139H192L191 142ZM209 141L210 140L200 141L199 144L201 146L202 143H207ZM105 145H106V143L105 144H102V147H104ZM168 145L171 146L172 144H170V142H169ZM187 145H188V147L186 148L187 150H188V148H192L191 146H193V145H191V143H188ZM92 146L95 147L94 144H92ZM100 146L99 147L96 146L95 149L98 150L100 148ZM170 146H162V147L160 146L159 150L157 148L156 151H161V149H163L164 147H170ZM177 147L180 148V144ZM76 149H77V151H76L77 152V156H79V157L74 158V159H71V163H72V161L73 162L74 161H76V162L78 161L79 162L80 160L84 159V156H83L81 150H84L85 149V146L84 145H81V144H78L77 146H74V150H76ZM186 149L181 150V152H179L175 157H173L172 159H170V160L162 163V164H164V165L161 164L163 166L162 167L163 169L162 170H159L158 173L160 174L161 172H164V174L167 173V175H168V173L169 174L173 173V170L175 169V166H178V165H176L177 164L176 163L177 160L183 159V161H185V159L183 157H184V155H186ZM192 156H193V154L191 156H187V158H192ZM181 165H182V167H181V169L178 170V172H180V174L182 176L181 175H178V176H176V178H170L169 180H167V183H169V182L170 183H173L174 181L177 180V181H179L180 187L182 186L181 187V189H182L183 188V184L181 182L184 181L183 179L186 180L184 182L189 183V181L191 180V178H193V177H191V176H193V173H195V174L198 175V172L196 171V169L193 168V165H190V166H192V169H191L190 166H188L185 169V165H183V164H181ZM68 170H69V172H71V171H74V172L80 171L79 170V167L75 166L74 164ZM185 170H188L187 174H185L186 173V172H184ZM206 174H207V170H206V168H204V172L201 175V177L203 179H201V181H203V180L206 181V179H205V177H206L205 175ZM185 176L186 177H189V178H185ZM155 180H157V179H155ZM158 180L161 182V184H163V181H161V179H158ZM158 180L156 181L157 182V185H158L157 187H159L161 185L160 183H158ZM198 181L200 182V180H198ZM158 191L160 192V190H158ZM165 192H166V189L165 190L163 189V191L160 192V194L163 197L160 199V202H159V200L156 202V203L159 202V205L157 206L158 209H163L165 206H168V205L171 204L170 202H168L169 199L166 197V193ZM172 214H173V211L170 212V215L169 216H171Z\"/></svg>",
	"mask_w": 264,
	"mask_h": 264
},
{
	"label": "snow or ice",
	"instance_id": "5",
	"mask_svg": "<svg viewBox=\"0 0 264 264\" xmlns=\"http://www.w3.org/2000/svg\"><path fill=\"white\" fill-rule=\"evenodd\" d=\"M43 194L33 188L13 190L10 193L0 191V220L9 210L28 223L35 220L40 228L46 229L48 239L49 258L58 260L70 246L71 234H64L61 230L63 212L55 207L46 208L41 205ZM0 243H2V229H0Z\"/></svg>",
	"mask_w": 264,
	"mask_h": 264
},
{
	"label": "flooded vegetation",
	"instance_id": "6",
	"mask_svg": "<svg viewBox=\"0 0 264 264\" xmlns=\"http://www.w3.org/2000/svg\"><path fill=\"white\" fill-rule=\"evenodd\" d=\"M24 1L25 0H10L9 1V9H8V11L7 12H4V13H0V25L1 24H3L4 23V20H5V18L7 17V15H13V14H18V13H22V12H24V13H28V11L29 12H32V15H33V11H31V9L30 8H32V9H35V7H37L38 9H40V12H44V11H46V10H44L45 9V3L42 1V0H33V3H32V5H31V3L28 1V3H30V4H28V6H30V8H26V10H25V6H23V4H24ZM90 3H89V2ZM87 2H82V4L83 5H89V4H96V3H98V2H100L101 4H102V2L104 3H109V4H112L113 2H117L116 0H88ZM107 1V2H106ZM48 2V1H47ZM55 2L57 3L56 4V6H57V11H63L62 10V7H61V3L60 2H62L63 3V1L61 0V1H59V0H55ZM89 3V4H88ZM49 4V3H48ZM63 5V4H62ZM44 10V11H43ZM35 11V10H34ZM31 14V13H30ZM30 14H28V16H30ZM40 14H42V13H40ZM39 14V15H40ZM76 14H74V16H75ZM34 16V18H35V20H37V18H38V15H33ZM40 16H46V15H40ZM35 22H32V24H30L31 26L34 24ZM30 36H31V34L29 33V34H27L25 37H23V41H25L24 43L25 44H23L22 46H21V50H23V49H25L27 46H26V44L27 43H29V39H30ZM0 37H6V36H2V35H0ZM14 37V36H13ZM90 38V36H88V39ZM15 39L16 40H21V37L20 36H18V37H16L15 36ZM15 40V41H16ZM80 85V84H79ZM75 81H70V83H69V85L68 86H79ZM255 154H253V153H251V156H250V161H254V164H255V166H257L258 164H257V162L255 161V156H254ZM262 169V168H261ZM153 171H155V170H153ZM149 174V173H148ZM157 173H153V175H156ZM256 175H257V177L258 176H260L259 175V172H256ZM149 176H151L150 174H149ZM153 182H155V186L154 187H157V184H156V181L157 180H152ZM133 183V182H132ZM145 183V182H144ZM129 186V188H130V186H131V184L130 185H128ZM144 186V184L143 185H141V186H135V188L136 189H139V191H142V187ZM148 186H150L149 184H148ZM153 189V188H152ZM175 188L174 187H171L170 188V190L168 191V193L170 194V192L171 191H173V193H175ZM213 190L214 191H216L214 188H213ZM241 189L239 188V189H236L235 191L236 192H233L234 194H231L230 195V197H227L226 196V194H224L223 196H224V198L227 200V201H233V203H234V200H236L237 198H240V196H242L240 193H239V191H240ZM144 193V192H143ZM146 193V192H145ZM177 193V192H176ZM216 193V192H215ZM178 194H179V192H178ZM228 194H230V192L228 193ZM134 195H136V194H134ZM238 195H240V196H238ZM222 196V197H223ZM136 197L137 198H141L140 196H137L136 195ZM220 198V196H217V197H215V200H217V199H219ZM141 200V199H140ZM238 200V199H237ZM236 200V201H237ZM243 203V202H242ZM159 204V203H158ZM207 204V203H206ZM237 204V203H236ZM189 205H190V207L191 208H193V209H199L200 207H203L201 204H199V203H195V202H190L189 203ZM199 206V207H198ZM215 206V205H214ZM237 206V205H236ZM215 208V207H214ZM217 209H218V207H217ZM217 209H215V210H213L212 212H214V211H217ZM225 208H223L222 209V211L224 210ZM221 211H219L218 213H220ZM148 214V212L146 213H144V215L142 216V217H140L141 218V220L142 219H144L145 220V216ZM176 214L177 213H174V214H172L171 215V217L172 218H175V217H177L176 216ZM139 223H140V221H139ZM159 224L160 223H155L154 224V222L152 223V224H149L148 226H145L142 230H140V225L138 224V225H136V224H133L132 225V227L129 229V235H128V238L129 239H131V236L132 235H136L137 236V238H138V240H136L134 243H133V240L131 241V240H129L128 238H124V239H122V240H118V241H116V242H114L113 240H111L112 242H114V243H117V242H120V244H121V242H123L122 243V245H120V248H119V251H117L116 253L117 254H120V253H122L123 254V256L124 257H126V256H132L133 254H131V255H125L126 254V252H131L132 250H138L139 249V247H142L144 244L143 243H141L143 240L144 241H147V242H151V238H154V240H157L160 236H162V232L164 231V228L165 227H160L159 226ZM137 227V228H136ZM139 227V228H138ZM139 230L140 231V234H138L137 232H136V230ZM149 234V235H148ZM149 237H148V236ZM153 241V240H152ZM114 247H119L118 246V244H113L112 246H111V249L112 248H114ZM113 250V249H112ZM137 255H139V254H134L133 256L135 257V256H137ZM84 263V262H83ZM83 263H77V264H83Z\"/></svg>",
	"mask_w": 264,
	"mask_h": 264
}]
</instances>
